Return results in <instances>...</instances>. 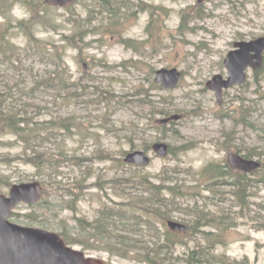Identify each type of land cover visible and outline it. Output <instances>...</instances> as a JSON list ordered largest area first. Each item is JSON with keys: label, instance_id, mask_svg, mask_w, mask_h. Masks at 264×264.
<instances>
[{"label": "rangeland", "instance_id": "rangeland-1", "mask_svg": "<svg viewBox=\"0 0 264 264\" xmlns=\"http://www.w3.org/2000/svg\"><path fill=\"white\" fill-rule=\"evenodd\" d=\"M128 3L124 15L118 2L117 14L104 13L92 26L88 25L82 45L66 48L65 62L59 67L52 61H44L43 52L39 53L16 28L17 22L31 18L25 6L17 4L6 15L0 14V32L14 34L12 42L22 54L15 63H0V94L9 96L6 105L17 110L27 109L36 119L46 122L44 127H50L47 123L59 121L61 116L71 119L68 129H47L45 133L50 134V139L39 146V151L54 155L62 162L59 174L53 179L48 169L38 170L25 161L24 145L15 144L14 134L0 133V175L9 181L0 182V194L9 195L15 183L44 181L49 184L53 205H57L55 211L44 214V210L36 212L35 207L21 204L11 221L59 233L67 225L76 235L80 232L76 218L87 217L92 221L103 204L117 208V203L124 200L109 180L138 171L155 177L161 175L166 166L181 163V167L187 169L179 175L187 194L181 198L184 210L173 212V218L167 221L193 220V216L186 214L190 206H204L216 215L230 213L232 218L204 227L220 235H210V241L218 243L215 253L243 259L244 264H264V228L259 224L264 220V182L249 189V203L241 212L234 188L223 185L218 193L211 191L206 188L209 177L204 174L210 163L227 164L233 152L253 154V158L264 162V66L257 70L249 68L247 83L224 89L221 103L216 92L207 87V82L216 74L229 75L224 61L235 42L264 35V0H206L202 3L198 0H128ZM97 5L98 0H78L69 8L49 6L44 11L46 20L36 22L32 30L43 48L50 47L53 52L52 45L65 46L62 35L72 34L76 29L74 22L67 19H86L99 8ZM54 21L59 25L58 30L50 26ZM8 22H12L9 31ZM126 38L127 43H124ZM174 67L182 72L175 88L167 89L156 83L158 69ZM58 71L66 84L55 79L38 88L39 81L58 77ZM11 88L15 98L9 94ZM147 90L152 99L162 102L161 107H169L171 115L181 117L163 124L160 119L167 117L166 114H151L148 107L143 110L137 103H126L136 101L138 93ZM156 141L176 146L188 144L190 148L180 152L178 158L172 154L160 157L152 151ZM139 149L150 154L149 166L125 162L128 152ZM107 153L112 155L111 159L104 158ZM76 157L85 159L83 167L75 165ZM90 168L93 175L87 181L89 188L85 190L84 199L78 202L77 211L59 205L60 199L53 194L52 183H73ZM252 176L259 178V175ZM154 181L158 183L159 179L154 178ZM198 194L201 195L197 197ZM34 218L37 220H32ZM158 225L162 233L170 228L162 221ZM195 233L182 232L183 241L174 247L176 256H184L197 243L209 242L203 230ZM214 237L220 239L215 241ZM91 242H95V238ZM95 244L109 247L107 240ZM143 244L135 247L147 246ZM71 246L84 250L80 244ZM85 252L105 258L108 264H149L108 251Z\"/></svg>", "mask_w": 264, "mask_h": 264}, {"label": "trees", "instance_id": "trees-1", "mask_svg": "<svg viewBox=\"0 0 264 264\" xmlns=\"http://www.w3.org/2000/svg\"><path fill=\"white\" fill-rule=\"evenodd\" d=\"M118 2L120 0H98V7L95 9L86 19H72L68 18L67 21L74 22L76 29L72 34H63L62 40L65 42V46L52 45L53 52L50 51V47H44L39 43L35 36V32L32 30L33 25L36 22H40L45 19V10L49 8L45 2L38 0H0V14L6 15V12L17 5L21 4L25 6L31 13L30 19L20 20L16 23L18 28L29 40L35 48H38L39 53H42V59L44 61H52L58 67L65 61V51L69 46L79 47L82 45L83 38L86 35L85 28L94 23L98 16H102L104 13H110L111 16L117 14ZM10 3V6L8 4ZM6 6V8H5ZM12 7V8H11ZM36 7L38 10H36ZM98 13V14H97ZM39 18V21L38 19ZM77 22V25L75 24ZM13 22V21H12ZM12 22H8L10 28H12ZM50 26L54 30H58L59 25L50 23ZM184 26L182 23L181 28ZM14 34L7 33L5 31L0 32V63L12 62L20 60L18 48L15 43L12 42ZM133 46V45H132ZM64 48V49H63ZM83 48V46L81 47ZM55 58V61L52 60ZM58 71V77H51L48 80L39 81L38 88L45 85L48 81L57 79L60 83L66 84V80ZM60 79V80H59ZM158 86V85H156ZM33 91L35 90L32 89ZM11 92V93H10ZM9 94L15 98L16 94L11 88ZM136 101H126L137 103L143 110L148 107L151 114L164 113L167 116L171 115L169 107H161L160 101H155L150 97L149 90L141 91ZM8 95L0 94V133L7 134L12 133L15 136V144L23 143V153L25 154V161L29 164H33L38 170L46 168L49 170L50 178L59 174V167L61 161L54 155H47L45 152L39 151V146L45 143V140L50 139V134L45 133L47 129L60 127L61 129H68L71 122L70 118L60 117L59 121L51 120L47 124H51L50 127H44L46 122H41L36 119L37 116L30 114V112L24 108V110H17L16 108H10L6 105ZM122 102V101H121ZM133 140V139H131ZM190 145L170 144V154L179 157L180 152L189 149ZM102 154L103 152L100 151ZM263 154V153H261ZM105 159H111L112 155L107 153L104 155ZM247 158H253V154H244ZM260 156V155H259ZM67 158L68 155L66 156ZM103 157V156H102ZM20 157V159H23ZM24 160V159H23ZM84 158L76 157L75 165L83 167ZM263 162V161H262ZM261 169H258L251 174L234 170L230 168V165L213 164L210 163L205 170L204 174L209 177L206 188L217 191L219 187L230 186L234 188V196L237 198V203L241 207V212L245 209V206L249 203V189L254 188L260 182H264V162ZM187 169L181 167V163H177L173 167H165L161 175L153 177L149 173H143L138 171L137 173L123 175L120 179H111L109 184L114 183L117 187L116 192L119 196L123 197V201L117 203V208L105 204L97 210L96 216L91 221L87 217L76 218L79 221L80 232L76 235L71 233V227L64 225V229L60 234L70 245L80 244L83 249L95 250V251H108L112 255H118L124 258L135 259L140 262H147L149 264H244V260H238L231 258L227 254L215 253L218 243L211 242L210 239L213 236L220 237L219 234H214L212 230L204 229L205 226L210 225L214 221H224L228 217H231L230 213L219 212L216 215L210 209L204 206H190L188 207L187 215L193 216V220H182L187 225L188 235L189 233L197 234L195 231L203 230V234L207 236L209 242L205 244L197 243V246L190 249L184 256L175 255L174 247L182 242L180 236L182 232L172 231L169 228L164 233L158 227V222L166 224L167 219L173 218V212L183 211V201L181 198L187 196L184 191V184L179 175L182 172H186ZM92 169L85 172L81 178H77L73 183L70 182H53L52 189L53 194L60 199L61 206H66L73 211H77L78 202L84 199L85 190L89 188L87 186L88 179L92 176ZM252 175H259V178ZM252 176V177H251ZM154 178L159 179L158 183L154 181ZM223 178L225 179L223 182ZM0 182H9L4 180L0 175ZM64 182V183H63ZM258 182V183H257ZM45 186L43 200L32 205L36 208V212L44 210L46 212H52L56 210L57 205L54 204L51 194L48 192L49 184L42 181ZM48 186V187H47ZM100 189L104 186L94 184ZM169 194V196H168ZM194 193L193 195H196ZM201 195L198 194L197 197ZM252 196V194H251ZM54 206V207H53ZM39 208V209H37ZM77 213V212H76ZM31 217V216H30ZM232 218V217H231ZM37 220V219H32ZM234 220V219H233ZM235 221V220H234ZM233 224V223H232ZM235 224V223H234ZM260 227L264 228V220L259 222ZM193 230L192 232H190ZM88 233V235L86 234ZM214 237L215 241L220 238ZM95 238V242L107 240L109 247H100L95 242H91V239ZM222 242V241H220ZM139 243L147 245L142 249H137L135 246ZM183 255V254H182Z\"/></svg>", "mask_w": 264, "mask_h": 264}, {"label": "water", "instance_id": "water-1", "mask_svg": "<svg viewBox=\"0 0 264 264\" xmlns=\"http://www.w3.org/2000/svg\"><path fill=\"white\" fill-rule=\"evenodd\" d=\"M77 0H45L49 6L69 7ZM200 2L204 0H199ZM264 64V35L251 40L235 43L226 59L225 66L229 77L216 74L207 85L217 92L222 102L223 90L247 81V69H259ZM182 77V72L174 68H161L157 71L156 82L163 87L175 88ZM181 116L174 114L160 119L161 123L178 120ZM168 143L158 141L153 150L160 157L169 155ZM230 163L236 169L253 172L262 166L257 159H248L240 153L230 154ZM125 161L131 164L149 166L152 159L145 150L129 152ZM44 187L40 181L16 183L10 194H0V264H107L105 258L88 255L66 243L60 233L40 227L24 226L10 221L13 209L21 202L36 203L41 200ZM168 225L174 230H184L186 225L170 220Z\"/></svg>", "mask_w": 264, "mask_h": 264}, {"label": "flooded vegetation", "instance_id": "flooded-vegetation-1", "mask_svg": "<svg viewBox=\"0 0 264 264\" xmlns=\"http://www.w3.org/2000/svg\"><path fill=\"white\" fill-rule=\"evenodd\" d=\"M204 1H206V0H204ZM204 1H202V2H204ZM198 2L199 3H202V2H200L199 0H198ZM128 5H129V3H128V0H120V8H121V13L124 15V11L126 10L125 8H128ZM136 9H137V7L135 8V12H136ZM134 13V12H133ZM151 13H152V15H154V13H153V10H151ZM123 42L124 43H127V38L126 39H124L123 40ZM158 71V70H157ZM157 73V72H156ZM223 93H224V91H223ZM230 158V157H229ZM225 165H230V167H232V164L230 163V160H229V162L226 164L225 163ZM234 170H236L235 168H233ZM250 174V173H249ZM186 224V223H185ZM187 229V228H186Z\"/></svg>", "mask_w": 264, "mask_h": 264}]
</instances>
